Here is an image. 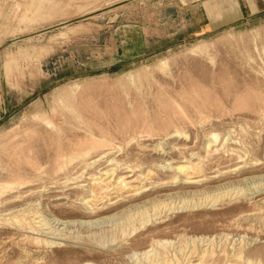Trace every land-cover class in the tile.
Masks as SVG:
<instances>
[{"label":"rangeland","instance_id":"obj_1","mask_svg":"<svg viewBox=\"0 0 264 264\" xmlns=\"http://www.w3.org/2000/svg\"><path fill=\"white\" fill-rule=\"evenodd\" d=\"M0 0V264H264V11Z\"/></svg>","mask_w":264,"mask_h":264},{"label":"crops","instance_id":"obj_2","mask_svg":"<svg viewBox=\"0 0 264 264\" xmlns=\"http://www.w3.org/2000/svg\"><path fill=\"white\" fill-rule=\"evenodd\" d=\"M248 9L251 10L253 7L258 8V12L264 11V0H251L250 3H248Z\"/></svg>","mask_w":264,"mask_h":264}]
</instances>
